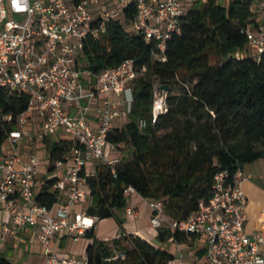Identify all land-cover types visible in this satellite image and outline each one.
<instances>
[{"label":"built area","instance_id":"1","mask_svg":"<svg viewBox=\"0 0 264 264\" xmlns=\"http://www.w3.org/2000/svg\"><path fill=\"white\" fill-rule=\"evenodd\" d=\"M112 1L119 10L106 12L104 19L124 17V9L133 3L136 15L131 23L132 33L142 34L147 42L155 43L157 57L163 61H166L168 42L180 33L182 19L195 4L217 2L221 5V0ZM224 1L227 7L232 2ZM251 11L254 18L246 30L248 45L236 57L251 56L260 60L264 55V0H253ZM96 21L89 0H0V91L29 97L27 111L17 118L15 130L2 147L10 148L2 154L7 157L0 156V213L8 216L0 235L5 241L21 229L35 230L46 264H90L87 257H59L52 242L63 232L79 241L96 227V218L87 216L86 210L76 212L75 208L88 206L87 178L95 174L98 164L115 167L123 161L121 156L107 155L108 148L119 151L109 143L108 136L117 123L129 121L134 83L146 71L143 68L140 73L133 60L96 76L87 71L85 41L89 37L98 39L106 30L105 22L94 27ZM166 97L167 92L156 85L151 113L153 124L167 111ZM93 112L95 120L92 121ZM3 120L12 123L14 118L5 115ZM34 125L38 141L44 142L58 133L73 145L64 160L55 163L64 174L54 188L65 189L67 194L55 213L36 200L38 156L29 153L24 160L18 150L26 130ZM139 126L145 128L147 120H140ZM89 165L94 168L91 173L87 171ZM250 179L243 168L233 178L227 172L218 173L211 198L202 200L198 211L182 221L167 217L165 201L147 200L152 212L151 225L156 231L166 227L187 238L200 239L207 264H264V236L249 234L246 230L249 201L243 184ZM135 194L137 191L132 186L124 191L127 199ZM126 213L139 217V211L133 207L127 208ZM177 248L180 264H193L183 254L180 244ZM125 259V253L115 251L107 261Z\"/></svg>","mask_w":264,"mask_h":264},{"label":"trees","instance_id":"2","mask_svg":"<svg viewBox=\"0 0 264 264\" xmlns=\"http://www.w3.org/2000/svg\"><path fill=\"white\" fill-rule=\"evenodd\" d=\"M253 0H232L229 7L217 2L195 4L182 19L180 33L167 44L166 61L158 58L155 43L142 34L129 33L117 19L105 22L98 39L85 41V69L99 75L127 60L141 73L134 83V104L129 121L115 127L108 141L119 151H130V159L115 167L98 164L87 178L89 203L86 214L98 221L115 219L120 235L111 243L101 241L95 228L86 233L92 240L87 250L90 264H168L174 256L147 240L124 230L118 213L128 207L124 196L132 186L145 200L165 201V213L182 221L196 213L202 200H209L215 176L227 172L234 177L239 168L264 159V55L260 60L236 57L248 45L246 30L253 23ZM136 15L132 3L124 9L129 25ZM168 88L166 113L152 123L154 87ZM27 95L0 91V151L16 128L17 118L28 109ZM12 115V123L4 122ZM147 120L140 128L139 121ZM48 145V139L44 141ZM73 145L68 141L47 146L49 173L64 160ZM1 154V153H0ZM58 177L46 178L37 202L52 210L60 201L55 189ZM0 218V228L2 226ZM97 225V224H96ZM161 243L185 242L187 236L162 228ZM115 251L125 260L108 262ZM0 264H14L4 256Z\"/></svg>","mask_w":264,"mask_h":264},{"label":"crops","instance_id":"3","mask_svg":"<svg viewBox=\"0 0 264 264\" xmlns=\"http://www.w3.org/2000/svg\"><path fill=\"white\" fill-rule=\"evenodd\" d=\"M106 0H89L90 9L96 18H104L106 13L105 9L107 7ZM113 2V1H112ZM93 3H101L102 7H99L98 10L92 8ZM105 4V6H104ZM113 5L112 7H114ZM105 7V9H104ZM115 9V8H114ZM119 9V7H117ZM115 9V11L117 10ZM108 12V11H107ZM92 121L95 120V112L92 113ZM127 122H119L116 124V127H121ZM36 126H30L31 129L35 130ZM35 133L32 137H28V132L25 133V137L21 141V144L18 147V150L21 153V156L24 160L27 159L28 154L22 152V147H24L29 140H32L35 137ZM107 155L115 157L119 151H112L107 149ZM125 158V157H124ZM264 159L255 162L253 164L246 165L244 167V172L251 179L246 181L243 184V189L248 197V221L246 223V230L249 234L260 233L264 236V164L262 163ZM89 173L94 171L92 165L87 167ZM64 174L63 169H57L53 173H49V157L46 163L42 162L39 165V176H38V190L37 193L41 190L45 179L50 177H62ZM65 189L60 191V201L59 203L51 210V213L55 211L63 204L66 199ZM88 206L77 205L75 208L76 212H83L87 210ZM133 207L139 211V217L134 218L130 217L126 213V209ZM124 211L118 213V217L123 221L124 230L129 234L137 235L144 240L152 243L149 240L155 235L157 236V231H154V228L151 225V215L152 212L148 207L147 200L141 197L138 193L131 196L128 199V207ZM1 223L3 224L8 220V216L0 213ZM95 231L96 236L99 240L108 242V240H114L120 235V227L115 219H107L103 221H98L96 223ZM2 227V226H1ZM1 230V228H0ZM173 242V241H170ZM92 240L83 236L79 241H74L73 237L67 235L66 233H61L57 238L52 242V247L58 253L59 257H76L79 259H85L87 257V250ZM178 243V242H177ZM173 242L175 251L178 253V244L184 254V251H189L188 254H184L187 257V260L193 264H199V262L204 257V243L197 238H187L185 242L182 243ZM174 252H169L174 256L175 264H180L176 258L178 255H175ZM4 256L10 262L14 264H46V257L42 246L39 244L37 239V233L33 229H21L18 231L17 235L8 236L4 241L0 235V257Z\"/></svg>","mask_w":264,"mask_h":264},{"label":"rangeland","instance_id":"4","mask_svg":"<svg viewBox=\"0 0 264 264\" xmlns=\"http://www.w3.org/2000/svg\"><path fill=\"white\" fill-rule=\"evenodd\" d=\"M193 0H190V2H192ZM106 3H107V7H106V9H105V7H104V9L106 10L105 12H112V11H114L115 9H117V7H112L113 5H115V1H113L112 2V0H106L105 1ZM225 1L224 0H221V5L223 6V7H227L226 5H225V3H224ZM104 6H105V4H104ZM99 7H102V5H101V3H93V5H92V8L94 9V10H98V8ZM115 8V9H114ZM119 9H117L116 11H118ZM116 19L117 20H119V21H121L123 24H124V26H125V28H126V30L129 32V33H132L133 32V28H132V26H131V24H127L126 23V21H125V19H124V17H123V15H117L116 16ZM84 64H85V61H84ZM83 104H86L85 103V101H83L82 102ZM32 127H34V126H32ZM35 130H33V129H31L30 127L26 130V132H28V134H27V136L28 137H32L33 135H34V132ZM64 139H62L61 138V136H60V134H58V133H56V134H53V135H51V136H49V138H48V145L46 144V143H44V142H40V141H38L35 137H33L32 138V140H29L28 142H27V144L24 146V147H22V152H26V153H35L37 156H38V158H39V160H40V162H39V165H41V163L42 162H44V163H46L47 161H48V157H49V155H48V150H47V146H50V147H52L53 145H54V143H57V142H60V141H63ZM5 148H2L1 149V151H0V153H1V157L2 158H5V157H7V156H5V155H2L3 153H5V152H9V150H10V148H8V150H4ZM116 156H121V157H123V159L126 161V160H128V159H130V156H131V153H130V151L129 150H127V149H124V150H122V151H119V153H117L116 154ZM125 157V158H124ZM263 164H264V161L262 162ZM246 174V173H245ZM247 175V174H246ZM62 177H60V179H61ZM261 185H263L264 186V183H261ZM155 231V230H154ZM149 240H151L152 241V245H154L155 247H157V248H160V249H162V250H165V251H168V252H174L175 251V249H173L174 248V246H173V242H167V243H161L159 240H158V238H157V236L155 237V235L153 236V237H151ZM112 242V240H108V242L107 243H111ZM188 252L189 251H184V254H188ZM175 255H178V253H177V250L175 251ZM199 264H207V262H206V259H205V257H203L202 258V260L199 262Z\"/></svg>","mask_w":264,"mask_h":264},{"label":"water","instance_id":"5","mask_svg":"<svg viewBox=\"0 0 264 264\" xmlns=\"http://www.w3.org/2000/svg\"><path fill=\"white\" fill-rule=\"evenodd\" d=\"M163 90H164L165 92H167V91H168V88H167L166 86H164V87H163Z\"/></svg>","mask_w":264,"mask_h":264}]
</instances>
